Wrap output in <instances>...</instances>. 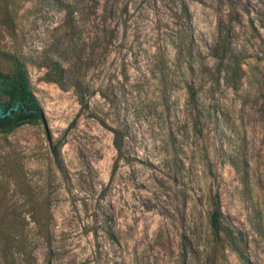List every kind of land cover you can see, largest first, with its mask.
<instances>
[{"label":"rangeland","instance_id":"obj_1","mask_svg":"<svg viewBox=\"0 0 264 264\" xmlns=\"http://www.w3.org/2000/svg\"><path fill=\"white\" fill-rule=\"evenodd\" d=\"M4 10L0 49L23 62L42 120L0 134V163L19 161L50 218L36 225L0 172V264H244L238 253L264 264V0H0ZM225 26L234 88L204 71ZM48 58L87 84L86 110L43 78ZM213 192L237 252L211 236Z\"/></svg>","mask_w":264,"mask_h":264},{"label":"trees","instance_id":"obj_2","mask_svg":"<svg viewBox=\"0 0 264 264\" xmlns=\"http://www.w3.org/2000/svg\"><path fill=\"white\" fill-rule=\"evenodd\" d=\"M59 2V0H53ZM181 11L186 10L184 4ZM70 12L66 13V29H73L74 22L70 19ZM6 10L0 13V22L10 30ZM228 27L225 26L218 33L216 48L212 49L210 55L213 58L212 67L204 66L205 73L216 82L220 76L225 84L236 87L241 77L240 67L237 61H232L228 56L229 35ZM12 32V29L10 30ZM69 34L64 32V37ZM107 42V40L105 39ZM69 47V45L67 46ZM44 67L43 78L64 88L70 86L75 94L80 110L88 108V98L91 90L78 75L71 73L70 68L65 67L59 61L48 58L42 65ZM221 74V75H220ZM188 96L191 102L194 101L195 90L191 85H187ZM0 108L4 112L0 116V134H7L23 124H37L42 120V109L35 98L27 77L25 66L19 56L14 52L0 49ZM8 111L7 113H5ZM261 126L264 132V112L261 115ZM112 145L116 151V159L121 156L123 132L120 128L112 127ZM53 155L57 161L56 152ZM0 172L5 175L20 190V194L29 201L27 213L30 219L38 226H45L50 218L47 207L42 204L35 195L27 188L25 183V173L18 160L13 156H3L0 163ZM210 212L207 217V224L214 241L224 238L230 247L236 251V236L226 226L222 224V213L220 210L219 197L213 192L208 197ZM237 252V251H236ZM244 264H250L249 260L238 253Z\"/></svg>","mask_w":264,"mask_h":264},{"label":"water","instance_id":"obj_3","mask_svg":"<svg viewBox=\"0 0 264 264\" xmlns=\"http://www.w3.org/2000/svg\"><path fill=\"white\" fill-rule=\"evenodd\" d=\"M8 111H6L5 113H7ZM4 112L2 111V109L0 108V116H3Z\"/></svg>","mask_w":264,"mask_h":264}]
</instances>
